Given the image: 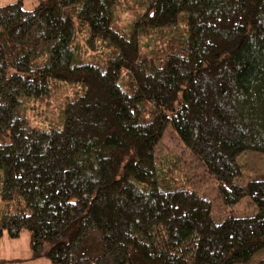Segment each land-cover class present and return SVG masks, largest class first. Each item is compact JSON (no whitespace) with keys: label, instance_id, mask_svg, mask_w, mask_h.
Wrapping results in <instances>:
<instances>
[{"label":"trees","instance_id":"trees-1","mask_svg":"<svg viewBox=\"0 0 264 264\" xmlns=\"http://www.w3.org/2000/svg\"><path fill=\"white\" fill-rule=\"evenodd\" d=\"M132 1L125 31L122 0L0 3V198L17 200L0 238L27 231L49 264H245L264 249V178L239 180V157L264 154V0ZM180 25L178 44L142 52ZM59 83L78 88L61 123L32 126L24 103ZM167 133L186 178L255 213L217 223L208 198L173 186L156 157Z\"/></svg>","mask_w":264,"mask_h":264},{"label":"rangeland","instance_id":"rangeland-1","mask_svg":"<svg viewBox=\"0 0 264 264\" xmlns=\"http://www.w3.org/2000/svg\"><path fill=\"white\" fill-rule=\"evenodd\" d=\"M16 1H19L25 9L33 8L38 2V0H0V3L7 4ZM140 10L139 4L134 1L122 0L116 7L113 26L123 31L127 30ZM185 35L184 25H180L171 31H154L148 36L141 37L142 52L149 55L152 52H158L169 41L178 44L179 38H184ZM103 52L109 51L104 49ZM91 54L94 53L92 52ZM75 91H78V88L70 84L59 83L55 85L48 97L26 101L23 105V112L32 126L42 128L48 127L50 124L58 125L61 123L63 105L68 98L73 96ZM173 136L169 133L165 134L156 149V157L163 175H166L165 177L168 180H172L173 186L196 189L201 195L208 198L212 202V216L217 223L221 222L225 215L233 214L237 217H246L255 213V207L247 196L233 206L224 207L218 199L217 186L214 181L191 179L188 178L189 176L187 180L185 175L193 174V165H190L191 168H187L190 164V159L189 157L186 158L187 156L184 157L181 145ZM239 162L242 166L240 182L245 183L249 179L264 178V154L247 151L239 157ZM16 202L17 200L5 201L0 198V213L7 210L15 211ZM263 257L264 249L256 252L245 264H256ZM0 258L11 260L6 264H49L44 257L33 259L30 248V235L27 231H23L21 236L16 239L9 238L4 233L0 238Z\"/></svg>","mask_w":264,"mask_h":264}]
</instances>
